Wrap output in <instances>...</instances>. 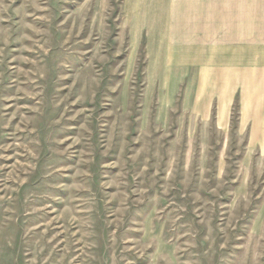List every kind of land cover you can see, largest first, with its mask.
Masks as SVG:
<instances>
[{
  "label": "rangeland",
  "instance_id": "374dc122",
  "mask_svg": "<svg viewBox=\"0 0 264 264\" xmlns=\"http://www.w3.org/2000/svg\"><path fill=\"white\" fill-rule=\"evenodd\" d=\"M0 264H264V0H0Z\"/></svg>",
  "mask_w": 264,
  "mask_h": 264
}]
</instances>
